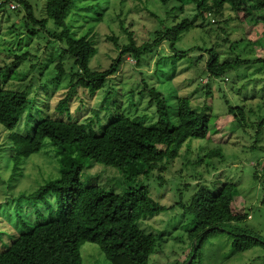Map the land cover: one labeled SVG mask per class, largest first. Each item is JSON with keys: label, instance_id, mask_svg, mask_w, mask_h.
<instances>
[{"label": "rangeland", "instance_id": "1", "mask_svg": "<svg viewBox=\"0 0 264 264\" xmlns=\"http://www.w3.org/2000/svg\"><path fill=\"white\" fill-rule=\"evenodd\" d=\"M26 1L37 19L46 17L47 0ZM212 2L205 0L208 9L200 14L192 0H171L165 5L159 0H74L65 17V25L74 36L93 35L96 52L89 61L92 68H107L118 57L120 46L129 41L128 32L133 33L136 44L151 42L157 37V31H165L182 20L191 23V27L180 34L176 50L214 47L219 54V66L208 65V53L204 50L190 51L180 60H171L168 56L173 54L169 46L172 36L164 34L152 52L141 55L138 64L131 54L121 57L117 71L106 80L103 88L94 96L82 97L85 104L79 96L71 97V121L81 123L94 118L93 108L99 109L103 122L107 121L108 111L102 105L108 98L117 111L129 116L143 115L142 122L148 125L155 119L154 104L149 103L146 92L138 94L143 89L144 79L163 93L172 112L176 97L184 96L191 107L199 106L198 111L211 114L207 137L186 142L171 160L163 162L164 159L154 166L147 163L130 166L129 178L98 160L88 161L81 172L84 185L111 187L120 193L126 186L142 184L154 200L172 206L157 214H146L138 222L145 231L163 233V239L156 243L157 248L149 257L150 264H264V246L237 251L231 245L229 233L247 231L264 240V202L261 201L264 194V126L257 130L258 122L264 118V68L243 64L237 70L228 69L217 76L205 71L208 68L216 72L234 58H264V0L250 15L236 13L227 4L220 13L216 12ZM24 13L23 8L16 11L3 8L0 13V66H8L14 54L28 52L16 65L17 71L25 73L24 79H5L1 87L25 90L28 97L41 99L47 92L48 105L40 100L41 106L44 105L51 116L66 119V114L57 112L56 104L66 91L71 60L65 56L62 64L56 62L61 59L56 51L60 49L59 43H50L52 39L45 31L29 34L31 25L24 21ZM46 29L58 30L51 19ZM57 64L62 66V71H58ZM40 67L42 72H38ZM242 73L245 75H240ZM56 75H60L57 84L47 82ZM246 82L248 84L237 94L235 90ZM205 89L209 90L211 100L205 97ZM223 93L230 99V105H243L246 117L243 126L237 118L227 115ZM93 126L96 132L100 130L97 123ZM7 132L0 125V236L5 240L8 238L6 231L13 234L21 230L16 213L29 222L45 217L44 203L35 207L21 199L20 193H28L45 179L56 176L64 162V154L45 141L39 152L20 157L16 164L11 157L14 149L9 146ZM11 137L15 143H20L19 136ZM216 147L221 148L222 159L211 153ZM199 154L201 160L197 158ZM225 182L234 183L237 188L231 203L233 211L243 212L247 217L224 224V230L212 233L202 248L194 252L187 236L192 215L184 213L175 203L179 200L189 203L199 185L216 191ZM80 253L81 264H112L97 243L81 242Z\"/></svg>", "mask_w": 264, "mask_h": 264}, {"label": "trees", "instance_id": "2", "mask_svg": "<svg viewBox=\"0 0 264 264\" xmlns=\"http://www.w3.org/2000/svg\"><path fill=\"white\" fill-rule=\"evenodd\" d=\"M9 1L17 3V7L10 8ZM159 1L163 5L171 2ZM192 1L200 14L208 9L205 0ZM224 4L236 13L244 12L250 15L252 9L262 6V0H213L212 7L220 13ZM73 5L74 0H47L46 17L37 19L32 6L26 0H3L0 4V13L3 8L13 11L23 8L24 21L31 25L29 34L45 31L52 39L50 43H59L60 49L56 51L61 59L56 62L62 64L61 60L67 56L72 66L66 91L56 104L57 112L66 114V119L51 116L44 107L48 105L47 92H44V98L41 99L28 97L25 90L1 87L5 79H24L25 73L17 71L16 65L28 52L14 54V60L9 63L10 67L0 66V125L8 130L9 146L14 149L11 157L18 164L20 157L39 152L45 141H48L58 148L59 153L64 154V162L67 161L62 163L60 173L56 176L45 179L28 193H20L21 199L28 200L27 203L35 207L44 203L46 215L41 221L36 218V221L29 222L20 213H16L15 217L21 230L13 234L6 231V240L0 236V264H81L80 244L83 241L97 243L112 264H150L149 257L155 252L156 243L163 239V233L145 231L138 222L146 214H157L172 206L154 200L142 184L126 186L120 193L111 187L84 185L80 179L81 172L88 161L98 160L120 170L124 177L129 178L130 166L136 167L139 163L154 166L164 159L163 162L171 160L179 154L186 142L207 137L211 114L198 111L199 106L191 107L189 99L184 96L176 97L175 109L172 112L163 93L150 86L144 79L143 89L138 91V94L146 92L149 103L154 104L152 113L155 119L148 125L143 124V115L129 116L117 111L110 105L108 98L102 105L104 110L108 111L107 121H102L98 108H93L95 116L86 122L71 121V97L79 96L85 104L82 97L94 96L103 88L106 80L117 71L121 57L131 54L137 63L143 53L149 54L154 50L164 34L172 36L169 46L173 54L168 56L171 60H180L190 51L204 50L208 53V65L214 63L219 66V54L214 47L193 46L183 51L176 50L175 44L180 34L191 27V23L182 20L165 31H157V37L151 42L136 44L133 33L128 32L129 41L120 46L118 57L105 69L92 68L89 61L96 52L93 35L83 33L74 36L65 25V17ZM48 19L52 20L58 30L46 29ZM219 28L221 29V26ZM225 64L226 67L216 72L208 68L205 71L217 76L228 69L237 70L243 64L246 67L253 64L264 68V58H234L232 62L226 61ZM57 68L62 71L60 64H57ZM41 70V67L38 68V72H42ZM244 73L240 75H245ZM59 77L60 75H56L47 82L55 85ZM245 84L248 82L239 86L235 92L240 93ZM206 89L203 91L204 95L211 100V94ZM130 97L132 98V95ZM222 98L227 105V115L237 118L238 123L243 126L246 123L243 105H230V99L225 93ZM40 100L44 105L41 106ZM94 123L100 125L98 132L94 129ZM262 126L264 118L258 122L257 130ZM19 130L25 133L21 134L23 132ZM12 135L19 136V144L15 143ZM211 153L222 159L221 148L216 147ZM201 157L199 154L198 160H201ZM236 191V185L231 182L223 183L216 191L199 185L189 203L180 200L175 203L184 213L192 215L187 236L194 252L202 248L212 233L224 230V224L247 217L245 213L233 211L231 207ZM261 201L264 202V194ZM1 233L0 228V235ZM229 233L231 245L237 251L257 245L264 246L261 237L247 231Z\"/></svg>", "mask_w": 264, "mask_h": 264}, {"label": "built area", "instance_id": "3", "mask_svg": "<svg viewBox=\"0 0 264 264\" xmlns=\"http://www.w3.org/2000/svg\"><path fill=\"white\" fill-rule=\"evenodd\" d=\"M2 2H3V0H0V4H2ZM8 5L10 8L17 7V3L13 2V1H9ZM208 14H210V13H208Z\"/></svg>", "mask_w": 264, "mask_h": 264}]
</instances>
